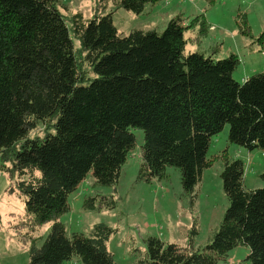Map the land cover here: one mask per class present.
<instances>
[{"label":"trees","instance_id":"trees-1","mask_svg":"<svg viewBox=\"0 0 264 264\" xmlns=\"http://www.w3.org/2000/svg\"><path fill=\"white\" fill-rule=\"evenodd\" d=\"M162 1L118 0L117 7L141 15ZM113 14L86 20L76 13L68 21L61 0H0V154L34 224L53 222L46 238L30 244L29 264H117L108 248L113 228L98 223L88 234H70L60 218L89 174L95 187L118 184L136 148L135 129L144 132L139 180L164 178L174 167L190 194L212 166L213 137L226 125L231 144L264 152V73L238 82L237 56L186 54L189 27L180 18L163 32L123 36ZM40 125L49 131L32 138ZM244 175L241 160L224 161L229 205L209 244L196 251L149 237L135 264H220L238 248L248 251L241 264H264V186L248 190ZM96 201L85 205H115Z\"/></svg>","mask_w":264,"mask_h":264},{"label":"rangeland","instance_id":"rangeland-1","mask_svg":"<svg viewBox=\"0 0 264 264\" xmlns=\"http://www.w3.org/2000/svg\"><path fill=\"white\" fill-rule=\"evenodd\" d=\"M117 2L61 0V11L68 21L76 13L88 20L113 11L114 24L123 36L133 30L163 32L173 18H180L189 27L185 32L186 54L197 52L213 56L217 61L232 54L237 56L240 65L234 78L238 82L264 73V0H167L148 5L141 15L119 9ZM71 36L80 52L79 40L73 33ZM79 56L83 59V54ZM49 129L48 125L37 126L30 136L43 137ZM132 132L136 136V148L129 155L118 184L95 187V179L89 174L71 194L70 212L60 218L70 234H88L98 223L113 228L115 232L108 248L117 264H135L149 237L182 248L192 246L196 251L209 244L229 205L221 177L226 159L244 163L248 190L264 186L261 178L264 152H248L231 144L229 125L213 137L208 154L212 166L204 172L193 194L184 191L180 171L174 167L167 169L164 178H153L150 183L139 180L144 132L140 129ZM11 169V162L0 154V264H29L30 244L46 238L53 222L34 224L26 213L25 200L17 187L18 178L11 174ZM88 197L97 198V207L102 197L112 198L115 205L110 209L90 210L85 205ZM246 253V248H238L228 262L220 264H241ZM65 264L82 263L74 258Z\"/></svg>","mask_w":264,"mask_h":264},{"label":"crops","instance_id":"crops-1","mask_svg":"<svg viewBox=\"0 0 264 264\" xmlns=\"http://www.w3.org/2000/svg\"><path fill=\"white\" fill-rule=\"evenodd\" d=\"M247 78H245L244 80H246ZM248 252V251H247ZM247 254V253H246Z\"/></svg>","mask_w":264,"mask_h":264}]
</instances>
